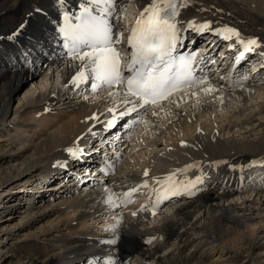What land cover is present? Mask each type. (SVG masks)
I'll return each instance as SVG.
<instances>
[{
	"label": "bare ground",
	"instance_id": "1",
	"mask_svg": "<svg viewBox=\"0 0 264 264\" xmlns=\"http://www.w3.org/2000/svg\"><path fill=\"white\" fill-rule=\"evenodd\" d=\"M133 1L137 13L150 2ZM62 6L69 4L0 0V264H215L213 253L225 255L220 264H264V191L234 197L220 190L221 180L202 183L196 174L190 196L151 221L104 202L106 189L114 192L144 177L185 183L190 164L264 153V69L252 61L260 72L246 87L232 91L215 77L159 115L150 114L146 134L132 140L141 142L117 149L125 158L109 182L93 174L50 184L54 172L47 173V164L87 131L88 117L117 101L101 90L68 88L55 96L54 73L70 77L74 71L56 44L53 20ZM191 18L214 27L224 18L239 26L243 38L264 45V0H189L177 21ZM187 43L210 46L190 37ZM209 85L214 91L205 93Z\"/></svg>",
	"mask_w": 264,
	"mask_h": 264
},
{
	"label": "snow or ice",
	"instance_id": "2",
	"mask_svg": "<svg viewBox=\"0 0 264 264\" xmlns=\"http://www.w3.org/2000/svg\"><path fill=\"white\" fill-rule=\"evenodd\" d=\"M188 2L189 0H150L140 11L127 38L131 54L124 61L123 67L121 39L114 32L115 25L112 22H118L126 11V5H123L121 0H85L79 14L74 15L78 21L75 24L69 23V17L65 15L64 26L60 28V32L64 37L67 58L74 62L79 61L80 64L70 83L79 88L91 79L92 91L123 89L122 92L108 93L111 99L120 101L124 110L117 116L116 108L108 109L113 113V118L105 123L106 129L114 127L118 118L131 116L133 113L138 118H133L131 125L142 123L141 109L146 111L149 107H160L163 101L169 100L182 86L207 84L204 78L194 76V56L191 54L180 57L179 69L174 70L172 52L177 43L182 45L184 41L177 26V17L180 9L187 7ZM189 29L198 34L212 31L214 35L226 41L235 38L236 43L243 49L237 56V62L243 59L245 53L261 46L256 38L245 39L238 30L227 25L212 28L211 23L207 21L200 24L189 21L185 31ZM203 91L208 93L214 89L209 85ZM92 118L96 119L95 116ZM67 151L74 159L83 155L78 147L69 148ZM144 175H148L147 170ZM157 183L161 185L157 202L177 194L173 176ZM141 186L147 187V184ZM106 191L108 196L104 202L117 206L113 197L120 198V204L125 205L130 202L137 189L126 193H115L111 189Z\"/></svg>",
	"mask_w": 264,
	"mask_h": 264
},
{
	"label": "rangeland",
	"instance_id": "3",
	"mask_svg": "<svg viewBox=\"0 0 264 264\" xmlns=\"http://www.w3.org/2000/svg\"><path fill=\"white\" fill-rule=\"evenodd\" d=\"M133 13V12H132ZM49 86V85H48ZM24 87V86H23ZM23 87H21L20 88V90L18 91V94H17V96L18 97H21V95L22 94H20L22 91H23ZM23 93V92H22ZM20 95V96H19ZM16 96V97H17ZM16 107H18L17 106V101H15L14 103H12L11 104V109H12V116L14 115V112L15 111H17V108ZM1 256V255H0ZM222 257V258H221ZM223 258H224V260L226 259L225 258V255H222V256H220V254L219 255H217L216 253H213L212 255H211V257H210V262H215L216 261V263L215 264H220V263H222V261H223Z\"/></svg>",
	"mask_w": 264,
	"mask_h": 264
}]
</instances>
